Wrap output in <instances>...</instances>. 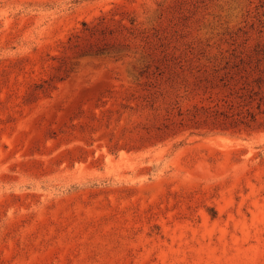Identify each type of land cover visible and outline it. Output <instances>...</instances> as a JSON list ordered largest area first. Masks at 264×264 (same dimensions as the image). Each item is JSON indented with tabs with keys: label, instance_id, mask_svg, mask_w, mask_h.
<instances>
[{
	"label": "rangeland",
	"instance_id": "1",
	"mask_svg": "<svg viewBox=\"0 0 264 264\" xmlns=\"http://www.w3.org/2000/svg\"><path fill=\"white\" fill-rule=\"evenodd\" d=\"M0 264H264V0H0Z\"/></svg>",
	"mask_w": 264,
	"mask_h": 264
}]
</instances>
